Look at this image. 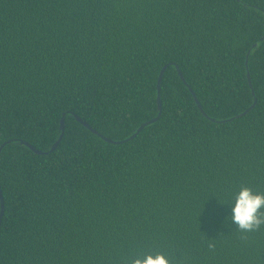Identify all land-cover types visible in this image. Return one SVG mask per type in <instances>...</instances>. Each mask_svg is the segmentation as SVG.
<instances>
[{"label":"trees","instance_id":"16d2710c","mask_svg":"<svg viewBox=\"0 0 264 264\" xmlns=\"http://www.w3.org/2000/svg\"><path fill=\"white\" fill-rule=\"evenodd\" d=\"M165 65L134 139L76 119L128 139ZM64 115L53 152L19 142L51 150ZM10 139L0 264H264V226L231 219L264 193V0H0Z\"/></svg>","mask_w":264,"mask_h":264},{"label":"clouds","instance_id":"9594fccd","mask_svg":"<svg viewBox=\"0 0 264 264\" xmlns=\"http://www.w3.org/2000/svg\"><path fill=\"white\" fill-rule=\"evenodd\" d=\"M231 213L232 221L242 233L259 230L264 226V193L241 186L234 197ZM131 264H170V261L163 254H148L134 259Z\"/></svg>","mask_w":264,"mask_h":264},{"label":"water","instance_id":"95a60500","mask_svg":"<svg viewBox=\"0 0 264 264\" xmlns=\"http://www.w3.org/2000/svg\"><path fill=\"white\" fill-rule=\"evenodd\" d=\"M262 39H263V37H262ZM257 45H258V43L256 42L254 46H257ZM246 62L248 63V59H247ZM167 66H168V65H165V66L162 68V70H161V72H160V75H159V79H158V106H159V114H158V116H157L156 118H153V119H151V120H149V121L143 123V124L139 127L138 131H137L135 134H133L131 137H129L128 139H125V140H123V141H114L113 139L107 138V137H105L104 135H102L100 132H98L96 129H94V128H93L88 122L84 121L80 116L75 115L76 119H77L80 123H82L84 126H86L87 128H89L92 132L96 133L97 135H100L101 137H103L104 139H106V140L109 141V142L123 143V142H126V141H128V140L134 139V138L137 136V134L140 133V132H141V131H142L147 125L152 124V123H154L155 121H157V120L160 118L161 114H162L161 88H162V81H163V77H164L165 71H166V69H167ZM175 66H176V68H177V70H178L179 75H180L181 78L183 79V81L186 82V79H185L184 74H183V72L181 71L180 67H179L177 64H175ZM248 74H249V82H250V85L253 87V85H252V80H251V78H250V73H248ZM190 89H191V91L193 92L194 98H195V100H196V102H197V104H198L200 110H201L203 113H205L204 110H203V106H202L200 100H199L198 97H197L196 92H195L191 87H190ZM255 103H256V101H255ZM255 103H254L250 108H248L245 112H243L242 114L238 115L237 117H240V116H242V115H245L248 111H250V110L254 107ZM61 130H62V133H61V135H60L58 141L53 145V147L51 148V150H49V151H47V152H44V151H42V150L37 149L36 147H34V146H33L32 144H30L29 142H26V141H23V140H20L19 142L22 143V144L27 145V146L30 147L33 151H35L36 153H39V154H44V153L53 152V151H54L55 149H57V147L59 146V144H60V142L62 141V138H63V136H64V133H65V115H64V116L62 117V119H61ZM10 142H12L11 139L5 141L4 143H2V145H1V147H0V152H1V150H2V149H3L8 143H10ZM0 195H1V202H2V205H1V213H0V229H1L2 218H3L4 211H5V201H4V198H3V192H2V189H1V183H0Z\"/></svg>","mask_w":264,"mask_h":264}]
</instances>
